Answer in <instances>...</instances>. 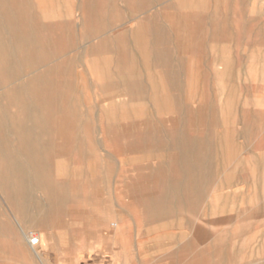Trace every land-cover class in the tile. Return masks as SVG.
<instances>
[{
    "label": "rangeland",
    "instance_id": "1",
    "mask_svg": "<svg viewBox=\"0 0 264 264\" xmlns=\"http://www.w3.org/2000/svg\"><path fill=\"white\" fill-rule=\"evenodd\" d=\"M0 264H264V0H0Z\"/></svg>",
    "mask_w": 264,
    "mask_h": 264
},
{
    "label": "built area",
    "instance_id": "2",
    "mask_svg": "<svg viewBox=\"0 0 264 264\" xmlns=\"http://www.w3.org/2000/svg\"><path fill=\"white\" fill-rule=\"evenodd\" d=\"M28 245L31 248H36L39 246V239L37 238L36 235L31 234V233L28 235Z\"/></svg>",
    "mask_w": 264,
    "mask_h": 264
},
{
    "label": "bare ground",
    "instance_id": "3",
    "mask_svg": "<svg viewBox=\"0 0 264 264\" xmlns=\"http://www.w3.org/2000/svg\"><path fill=\"white\" fill-rule=\"evenodd\" d=\"M136 23V22H135ZM121 30V29H120ZM113 35V34H112ZM232 39V38H231ZM77 47V46H76ZM77 50V49H76ZM228 54H230V53H228ZM220 65V64H219ZM20 74V73H19ZM29 75V74H28ZM232 76V75H231ZM21 82V81H20ZM233 82V81H232ZM222 84V83H221ZM21 103V102H20ZM236 106V105H235ZM220 108V107H219ZM227 111V110H226ZM225 111V112H226ZM225 114H227V113H225ZM226 116V115H225ZM224 121V120H223ZM226 124V123H225ZM64 148V147H63ZM48 205V204H47ZM222 206V205H221ZM103 226V225H102ZM104 226L106 227L107 226V223H106V221H105V224H104ZM112 226L114 227H117V225H115V224H112ZM110 227V226H109ZM103 228V227H102ZM107 229V228H106ZM108 230V229H107ZM236 230V229H235ZM112 231V230H111ZM107 232V231H106ZM37 234V233H36ZM37 236V235H36ZM37 238L39 239V245H40V241H41V236L40 235H38L37 236ZM45 240H46V236H44V242H45ZM29 246V245H28ZM39 247V246H38ZM38 247H36V248H31L30 246H29V248L31 249V250H35L36 251V249L38 248ZM38 256H40V254H37Z\"/></svg>",
    "mask_w": 264,
    "mask_h": 264
}]
</instances>
